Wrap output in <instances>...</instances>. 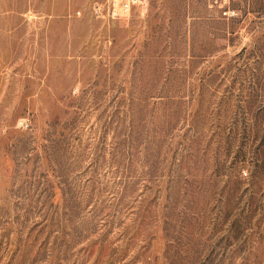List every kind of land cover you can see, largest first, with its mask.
<instances>
[{"label":"rangeland","instance_id":"obj_1","mask_svg":"<svg viewBox=\"0 0 264 264\" xmlns=\"http://www.w3.org/2000/svg\"><path fill=\"white\" fill-rule=\"evenodd\" d=\"M95 1L0 0V264H264V0Z\"/></svg>","mask_w":264,"mask_h":264},{"label":"built area","instance_id":"obj_2","mask_svg":"<svg viewBox=\"0 0 264 264\" xmlns=\"http://www.w3.org/2000/svg\"><path fill=\"white\" fill-rule=\"evenodd\" d=\"M220 3V6L224 9V13L231 15L235 13L230 6H227L228 0H216ZM147 0H96L93 4L94 13L98 17L104 19H120L127 17L131 14L132 10L142 4H145ZM80 13V11H78ZM247 174V170L243 171Z\"/></svg>","mask_w":264,"mask_h":264},{"label":"trees","instance_id":"obj_3","mask_svg":"<svg viewBox=\"0 0 264 264\" xmlns=\"http://www.w3.org/2000/svg\"><path fill=\"white\" fill-rule=\"evenodd\" d=\"M124 187H125V190L128 191L131 187H133V184L131 183H127V181L124 182Z\"/></svg>","mask_w":264,"mask_h":264}]
</instances>
